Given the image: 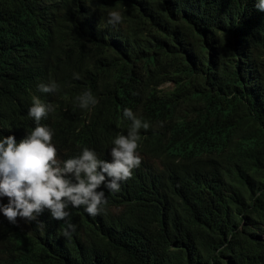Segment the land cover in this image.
Masks as SVG:
<instances>
[{"label": "trees", "instance_id": "1", "mask_svg": "<svg viewBox=\"0 0 264 264\" xmlns=\"http://www.w3.org/2000/svg\"><path fill=\"white\" fill-rule=\"evenodd\" d=\"M248 10L0 0L1 137L20 136L26 101L50 94L58 158L111 141L127 108L149 124L138 149L150 163L105 194L120 212L71 209L70 238L47 209L15 224L0 216V264H264V20ZM50 83L55 93L40 91ZM86 91L97 103L81 108Z\"/></svg>", "mask_w": 264, "mask_h": 264}, {"label": "clouds", "instance_id": "2", "mask_svg": "<svg viewBox=\"0 0 264 264\" xmlns=\"http://www.w3.org/2000/svg\"><path fill=\"white\" fill-rule=\"evenodd\" d=\"M248 2V12L263 21L264 0ZM120 21L119 11L109 13V23ZM39 89L43 93H55L57 85L41 84ZM77 100L81 108L97 103L90 91L78 96ZM56 110L52 95L34 96L26 101L17 117L15 126L27 127L22 134L18 137H1L5 133L0 134V197L8 198L6 205H0V216L15 224L21 220L32 221L34 214L47 209L53 219L65 222L62 234L70 238L76 228L68 222L71 209L83 206L88 215L96 216L103 205L114 207L106 205V193L118 192L148 176L145 170L150 163L138 146L141 128L147 130L149 124L126 108L123 115L130 121L118 125L111 141L93 144V147L82 148L60 159L56 148L58 135L48 119L49 113ZM114 208L119 212L122 209ZM40 223L37 220V224Z\"/></svg>", "mask_w": 264, "mask_h": 264}, {"label": "rangeland", "instance_id": "3", "mask_svg": "<svg viewBox=\"0 0 264 264\" xmlns=\"http://www.w3.org/2000/svg\"><path fill=\"white\" fill-rule=\"evenodd\" d=\"M8 203L7 197H0V205H6Z\"/></svg>", "mask_w": 264, "mask_h": 264}]
</instances>
